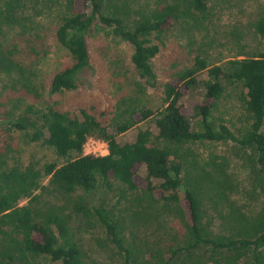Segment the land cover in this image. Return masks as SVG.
Instances as JSON below:
<instances>
[{
  "label": "trees",
  "instance_id": "1",
  "mask_svg": "<svg viewBox=\"0 0 264 264\" xmlns=\"http://www.w3.org/2000/svg\"><path fill=\"white\" fill-rule=\"evenodd\" d=\"M209 2L155 0L143 6L139 0H62L55 37L72 62L54 75L51 91L78 88L91 66L88 35L95 24L133 47V65L154 86L153 59L167 34L176 25L185 32L196 28L198 17L209 14ZM3 16L21 24L16 12L9 16L0 8ZM254 28L264 36V14ZM12 53L0 41V65L18 67ZM237 86L247 118L242 129L233 130L214 112ZM151 118L154 129H139L131 142L118 141L117 134ZM2 120L49 154L26 159L25 150L11 143L0 147V264H21L29 257L93 264L70 215L41 205L38 192L47 178L59 193L83 190L74 198V212L97 218L122 264H264V53L215 65L197 54L165 83L159 107L131 109L116 134L85 108L77 113L29 106ZM92 136L108 142L107 154L85 153ZM205 141L235 143L249 168L247 182L237 178L224 156L198 159L190 147ZM99 189L125 199L119 216L104 206L89 207V195Z\"/></svg>",
  "mask_w": 264,
  "mask_h": 264
},
{
  "label": "rangeland",
  "instance_id": "2",
  "mask_svg": "<svg viewBox=\"0 0 264 264\" xmlns=\"http://www.w3.org/2000/svg\"><path fill=\"white\" fill-rule=\"evenodd\" d=\"M153 1L139 0L143 6ZM61 3L62 0H0L4 14L10 16L16 12L17 19L21 21L18 24L9 21L6 16L0 18V41L7 51H13L11 57L18 62V67L0 65V147L4 143H11V147L17 150H25L26 159L32 155L40 158L48 152L40 145L28 143L23 133L11 128L8 130L6 120H2V117L16 116L29 106L34 109L53 107L77 113L85 108L116 134V125L131 109L138 106L159 107L165 83L172 75L191 65L197 54L215 65L264 53V36L259 35L254 28L256 21L264 14V0H210L209 14L198 17L201 23L196 28L185 32L176 25L167 34L161 52L153 59L156 74L154 86L141 77L133 65V47L115 36L109 28L95 24L88 35L91 66L81 74L78 88L53 93L51 83L54 75L72 62L68 50L55 37L56 25L62 16ZM8 9L10 14L7 13ZM134 16L137 15L132 12L131 17ZM242 91V87L237 86L214 112L215 117L226 119L233 130L242 129L246 124ZM149 126L154 129L152 118L123 134H117V139L120 143L131 142L139 129ZM190 148L201 160L211 155L228 158L237 178L247 182L249 168L242 163L239 147L235 143L205 141L193 144ZM38 193L42 206H55L70 215V225L86 251L89 262L122 264V256L107 240L105 229L97 218L74 212V198L79 194L84 195L83 190L65 195L57 192L50 184V178H47ZM119 199L117 191L99 189L89 195L88 205L104 206L119 216L127 204L125 199L122 202ZM169 240L170 237L163 240V245ZM20 262L59 264L45 257H29Z\"/></svg>",
  "mask_w": 264,
  "mask_h": 264
},
{
  "label": "built area",
  "instance_id": "3",
  "mask_svg": "<svg viewBox=\"0 0 264 264\" xmlns=\"http://www.w3.org/2000/svg\"><path fill=\"white\" fill-rule=\"evenodd\" d=\"M84 151L86 154L105 155L109 152V144L103 139L92 136L86 141Z\"/></svg>",
  "mask_w": 264,
  "mask_h": 264
}]
</instances>
